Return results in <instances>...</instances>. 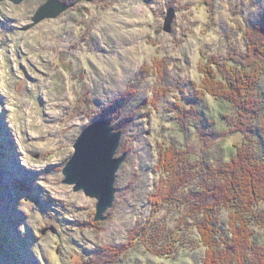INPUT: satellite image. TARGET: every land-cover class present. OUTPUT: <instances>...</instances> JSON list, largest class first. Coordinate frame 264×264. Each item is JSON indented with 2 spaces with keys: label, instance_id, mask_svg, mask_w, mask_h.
<instances>
[{
  "label": "rangeland",
  "instance_id": "374dc122",
  "mask_svg": "<svg viewBox=\"0 0 264 264\" xmlns=\"http://www.w3.org/2000/svg\"><path fill=\"white\" fill-rule=\"evenodd\" d=\"M46 1L0 2V264H205L201 213L188 216L187 197L206 183L203 164L231 159L245 135L233 130L232 104L199 92L200 65L233 67V52H250L264 0H61L66 10L35 23ZM258 90L264 105V74ZM120 96L129 98L115 119L101 117ZM99 118L122 132L124 159L114 203L96 220L98 200L64 182L63 169ZM171 144L189 152L195 174L157 205ZM217 216L228 237L229 212ZM252 228L264 245V227Z\"/></svg>",
  "mask_w": 264,
  "mask_h": 264
},
{
  "label": "trees",
  "instance_id": "16d2710c",
  "mask_svg": "<svg viewBox=\"0 0 264 264\" xmlns=\"http://www.w3.org/2000/svg\"><path fill=\"white\" fill-rule=\"evenodd\" d=\"M260 25L259 30L264 31V22ZM247 38L250 52H233L228 57L233 61V67H229L227 61L210 59L209 63L212 66L215 63L217 68L200 65L199 70L202 73L199 92L206 91L232 104L236 115L230 117V121L237 124L233 130H241L245 135V139L236 144L231 159L219 164H203L206 183L199 193L194 192L187 197L190 201L188 216L201 213L198 232L206 247L205 264H264V245L255 244L252 228L255 221L264 227V211L255 209L264 205V154L256 149L258 131H263L264 135V105L258 90L264 74V32L255 40L249 30ZM128 98H117L101 117L115 119L111 112L118 114L119 106ZM212 142L213 139L210 144ZM160 159L167 173L162 176L154 193L157 205L172 202L179 186L187 182L188 176L195 174L196 169L189 152L174 144L161 152ZM203 161L207 162V159ZM223 207L229 212L228 237L219 235L216 228L217 213Z\"/></svg>",
  "mask_w": 264,
  "mask_h": 264
},
{
  "label": "water",
  "instance_id": "95a60500",
  "mask_svg": "<svg viewBox=\"0 0 264 264\" xmlns=\"http://www.w3.org/2000/svg\"><path fill=\"white\" fill-rule=\"evenodd\" d=\"M8 1L19 4L24 0ZM68 7L64 1L47 0L36 11L33 20L36 23L47 17H57ZM121 133L114 131L109 120L99 118L77 138L75 152L63 169L64 182L74 184L75 190H83L98 200L95 219H105L104 213L114 203L116 174L124 159V156L115 157Z\"/></svg>",
  "mask_w": 264,
  "mask_h": 264
},
{
  "label": "bare ground",
  "instance_id": "6f19581e",
  "mask_svg": "<svg viewBox=\"0 0 264 264\" xmlns=\"http://www.w3.org/2000/svg\"><path fill=\"white\" fill-rule=\"evenodd\" d=\"M238 202V201H237ZM96 220H100V219H96ZM230 221V220H229Z\"/></svg>",
  "mask_w": 264,
  "mask_h": 264
}]
</instances>
